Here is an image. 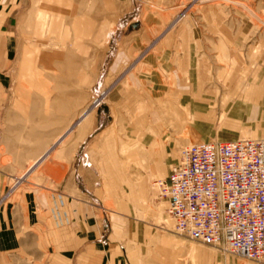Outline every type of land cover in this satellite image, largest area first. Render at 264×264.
Returning a JSON list of instances; mask_svg holds the SVG:
<instances>
[{
  "label": "rangeland",
  "instance_id": "1",
  "mask_svg": "<svg viewBox=\"0 0 264 264\" xmlns=\"http://www.w3.org/2000/svg\"><path fill=\"white\" fill-rule=\"evenodd\" d=\"M0 10L8 17L7 62H0V165L7 171V191L43 190L50 178L59 181L63 170L50 166L49 158L58 163L73 158V147L106 111L110 122L90 142L115 164L105 160L100 167L137 179L89 185L112 211L104 230L111 245H124L145 264H198L193 259L201 253L219 264H255L174 235L152 185L161 169L150 175L144 165L149 157L140 154L149 153L144 139L153 143L155 158L158 140L175 159L183 147L202 142L204 131L210 141L225 128L240 138L264 140V0H8ZM132 25L137 28L130 31ZM193 30L199 33L196 45ZM193 44L194 53H188ZM129 47L130 54H113ZM178 54L196 64L199 96L182 102L155 98L152 90L162 73L156 69L146 70L151 83L134 84L139 65L153 55L154 63L168 65L163 82L173 88L181 73ZM114 57L118 63L111 68ZM184 79L194 84L191 77ZM247 91L252 101L244 99ZM96 100L102 105L89 110ZM65 131L49 157L17 183L16 177ZM83 172L92 176L88 165ZM113 189L126 202L123 207L114 204ZM132 191L134 200L127 197Z\"/></svg>",
  "mask_w": 264,
  "mask_h": 264
},
{
  "label": "crops",
  "instance_id": "2",
  "mask_svg": "<svg viewBox=\"0 0 264 264\" xmlns=\"http://www.w3.org/2000/svg\"><path fill=\"white\" fill-rule=\"evenodd\" d=\"M7 5L8 0H0V6ZM2 12L0 10L1 63H3V59L7 62L8 55V17L7 13L5 15ZM136 28L137 25H132L129 30ZM192 34L193 43L196 45L198 40L195 39L199 33H197V30H193ZM194 44L191 48L193 50L188 51V53H194ZM177 48L179 49V46ZM188 48H190V44H188ZM116 53L119 55L130 54L131 48H123L113 54L117 55ZM164 53L165 51L162 54ZM177 57L176 71L181 73L178 76V73L174 74L173 72V75H177V81L172 84L173 88L167 87V84L163 82L162 73L169 69L168 65L162 62H155V64L153 55L148 56L139 65L140 78L133 77L134 84L151 83L148 81L149 74L147 75L146 70L156 69L162 73L156 80V86H153L155 90L153 89L152 93L155 95H152L155 98L161 101L172 98L181 102L186 97L188 99L196 98L203 91L197 82V76L200 78V74L197 75L196 72L197 66L190 60L185 62L184 54L182 60L179 54ZM191 58H194V56L192 55ZM116 63H118V59L114 57L110 64L111 68ZM143 68L145 69L144 73H142ZM186 76L188 78L191 77L194 84H191V86L187 85L184 81ZM245 94L244 99L246 101L253 100L248 91ZM110 114L108 117L105 111L103 120L100 123L101 118L99 115L93 130L90 133H85L73 147V158L67 157L64 152L60 153V158L63 159V156H66L64 163L55 162L53 157L49 158L50 166L60 167L63 170V175L59 181L53 178L47 180V185L43 190L10 189L7 191V184L4 181L7 171L3 165H0V264H145V261L140 259V256L130 253V249H126L124 245L119 244L116 248L111 245L113 240L109 237L110 234H105L104 230L110 227L109 216L112 215V211L105 209L98 201V194L93 192L92 188H89L90 183L95 185L100 183V181L113 183L123 180V182L131 183V181L137 180L126 178L124 174L121 175L120 170L112 173V168L110 169L109 166L111 164L114 166V159L101 157L97 154L99 144L90 142L92 134L101 131L105 122H110ZM1 115L2 111L0 110V126ZM238 115H236L237 119ZM137 123L143 126L145 122L139 119ZM66 132H63L44 153L31 161L23 174L18 178L16 177V180L18 179L17 183L25 181L30 173L49 157L54 147L62 141L63 135L67 134ZM202 132L199 131V133ZM204 132L200 136L203 139L202 142H205V136L208 133L207 131ZM240 136L239 133H233L230 129L225 128L222 134L213 139L215 141L228 142L240 139ZM141 143H149V153L140 154L142 155L140 158L144 157V159H147L149 157V160L145 161L144 165L150 169V175L155 168H159L161 172L156 176L158 177L157 180L166 179L171 168L176 165L179 154L177 158L173 159L172 150H168L166 144H159L157 140L154 144L159 149L156 150L157 155L154 153L156 155L154 158L153 153L150 152V150L152 151L151 144L153 143L146 142L144 139L141 140ZM89 151H91L92 156ZM137 156L139 157V155ZM105 160L109 166L100 167ZM84 165L89 166L92 176L87 177L88 174L83 172ZM127 167L130 171L133 170L132 166L129 167L127 165ZM112 188L113 186H109V189ZM137 188L138 190L140 189V187ZM128 194V199L134 200V192H128ZM109 195L111 198L113 197V202L118 207H123L124 203H126L121 201L122 195L115 192V190ZM124 198L126 199V196ZM158 201L166 214L165 200ZM90 213H95L96 215H91ZM90 217L93 218L91 219ZM194 257L193 261L198 262V264H219L216 257V259H212V255H207L206 253L196 254ZM222 262L231 264V261Z\"/></svg>",
  "mask_w": 264,
  "mask_h": 264
},
{
  "label": "built area",
  "instance_id": "3",
  "mask_svg": "<svg viewBox=\"0 0 264 264\" xmlns=\"http://www.w3.org/2000/svg\"><path fill=\"white\" fill-rule=\"evenodd\" d=\"M152 185L174 235L264 264V140L185 146L168 177Z\"/></svg>",
  "mask_w": 264,
  "mask_h": 264
},
{
  "label": "bare ground",
  "instance_id": "4",
  "mask_svg": "<svg viewBox=\"0 0 264 264\" xmlns=\"http://www.w3.org/2000/svg\"><path fill=\"white\" fill-rule=\"evenodd\" d=\"M102 100H96V102L94 103V105H92V108H90L89 110H94L95 108H98L102 105ZM200 143V142H199ZM197 144V143H195Z\"/></svg>",
  "mask_w": 264,
  "mask_h": 264
}]
</instances>
